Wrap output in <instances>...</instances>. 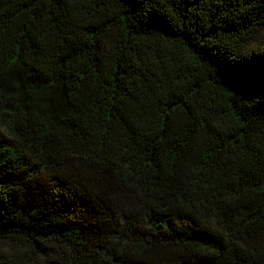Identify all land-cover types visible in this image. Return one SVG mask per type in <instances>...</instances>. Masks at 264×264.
<instances>
[{
  "label": "trees",
  "instance_id": "16d2710c",
  "mask_svg": "<svg viewBox=\"0 0 264 264\" xmlns=\"http://www.w3.org/2000/svg\"><path fill=\"white\" fill-rule=\"evenodd\" d=\"M0 264H264V0H0Z\"/></svg>",
  "mask_w": 264,
  "mask_h": 264
}]
</instances>
